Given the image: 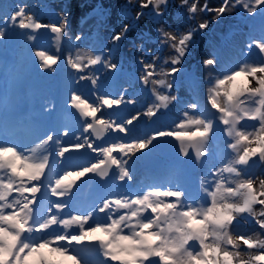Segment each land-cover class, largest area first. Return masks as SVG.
<instances>
[{
  "label": "snow or ice",
  "instance_id": "6c2138e0",
  "mask_svg": "<svg viewBox=\"0 0 264 264\" xmlns=\"http://www.w3.org/2000/svg\"><path fill=\"white\" fill-rule=\"evenodd\" d=\"M172 6V0H125L120 10L127 22L112 31L111 47L93 42L87 59L77 53L61 61L34 51L39 69L55 72L63 62L78 73L74 85H91L94 99L77 87L68 92L64 108L76 117V131L57 125L31 144L0 135V264H83L76 249L85 245L96 248L99 264H264V39L247 45L246 54L253 48L261 54L256 61L230 66L217 54L203 59L204 77L193 83L194 93L206 90L203 103L195 94L185 99L173 92L183 82V64L197 33L210 27L199 14L219 21L239 7L251 17L264 8V0L251 6L222 0L216 7L208 0H180L177 7L194 21L184 31L166 25ZM94 11L104 18L110 9L97 4ZM67 15L62 10L55 23H45L20 5L6 19L15 17L12 27L47 31L59 41L68 31ZM146 17L153 30L137 31ZM8 27L0 26V40ZM26 39L33 42L36 36ZM84 39L67 35V43L77 48ZM126 41L145 53L136 61L139 84L152 100L121 115L137 100L126 97L127 88L118 96L102 93V73L88 70L99 66L118 73L121 64L113 62V54ZM151 42L171 55L158 63L159 52L146 48ZM174 104L182 109L167 126L143 138L120 139L141 120L161 121ZM160 142L173 143L181 161L204 169L195 190L179 179L138 183L134 165ZM75 154H87V163H75ZM90 183L107 194L82 197ZM42 200L46 205L39 213Z\"/></svg>",
  "mask_w": 264,
  "mask_h": 264
},
{
  "label": "bare ground",
  "instance_id": "6f19581e",
  "mask_svg": "<svg viewBox=\"0 0 264 264\" xmlns=\"http://www.w3.org/2000/svg\"><path fill=\"white\" fill-rule=\"evenodd\" d=\"M43 2H45V0H43ZM221 2L222 0H208L210 7H216ZM243 2L251 6L254 0H243ZM71 3L72 1H68V6L64 8L61 7V3L60 4L58 3L57 5H50V6L48 5L49 10L53 12V13L50 12L51 14H48L50 16L43 15L42 13L44 11H34L32 15L35 19H38L42 22L55 23L56 15L59 12L61 13L62 10L66 13L67 11H70V14L73 13L72 12L73 9H70ZM123 3H125V0H85L80 10V19H79L80 29H78V33H77L85 37V39L80 42V46L78 48L69 45L67 43V37L66 38L64 37L65 38L64 42L66 41V46L61 47L62 41L61 40L57 41L55 35L47 31L20 30L12 26L9 29L5 28L3 30L5 38L10 39L9 40L10 53L8 56L13 55L12 56L13 62H17L19 61V59L15 58V55L13 54L12 50H17L19 46L22 45L25 51L27 50L26 48V43H27L28 51H30V56L33 57L32 61L34 66L32 65L33 68L30 71L31 73H33L34 76L33 79H19L17 82H15L14 79L11 78L3 79V81H0V135L4 136V134L2 133V128H3L2 125L4 126L7 123H12V121L19 122V126H20L19 132L14 137L16 139L15 141L17 143H23V144H31L39 137L45 135L50 129H55L54 127L55 123H57L60 127H67L73 131L78 130L80 125L76 117L73 115L72 110L70 109L66 110L64 108V101L67 98V94L69 91L73 89L71 87L70 82H73V78L77 76L78 73H76L74 70L69 69L63 62L58 63L55 72H46L43 69H39L38 67L39 61L37 58L34 57L33 53L35 50H44L48 54H52L54 56L56 55L60 56L62 61L66 55L70 54L73 57H75L77 53H79L81 56L87 59L88 56L91 55V50L89 48V45L93 42L97 46L103 44L105 47H111L108 41L110 39L112 31L117 29L121 23L127 22L125 19H122V15H121L120 6ZM179 3L180 0H172L173 6L170 9V14L166 17V25L168 27L179 28L181 31H184L187 27H189L190 23H194V21L193 22L187 21L186 9H181L177 7ZM200 3L201 4L204 3V0H200ZM97 4H101L105 8L110 9V12L106 17L102 18L99 11H94L95 6ZM134 11L135 9H133V13ZM92 13H99V15H96L98 16L97 21H95V23L92 26H89L88 25L90 21L89 19H91L90 14L92 15ZM212 15L213 14L210 13H201L198 16V19L208 18V20L210 21V27L208 30L200 31L197 33L195 38V43L192 45L190 49V54L185 57L183 68H184V78L186 79H183L182 84L185 83L188 84V82L194 83L195 81H197V79L199 80L204 77L205 70L202 67V61L203 59L210 58L208 55H205L206 53H209L210 55L217 54L223 63H226L230 66L235 65L243 60H248L250 62L256 61L259 59L261 55L259 51L255 48L252 49L251 54H246V53H247V45L250 42L260 41L264 39V31H263L264 24H262L261 21V17L264 16V8L260 9L257 12V15L251 18L243 11L242 8L239 7H237L235 11L230 10V14H227L224 17L220 18L219 21H212ZM148 21H146L145 18L142 19L137 31L153 30V26H151L152 23L150 25ZM104 22L108 24L105 25V29L103 26V24H105ZM16 23L17 22L14 21L12 25H15ZM224 24L225 25L229 24V28L227 29V31H226V27L225 28L223 27ZM66 28H67V24H66ZM9 30L11 35L9 34ZM217 31L221 33L220 35L222 37L220 39L216 37L215 32ZM26 35H35L36 36L35 41L27 42ZM132 35L135 36L136 33H132ZM230 36H232V39L226 42ZM41 40H44V42L42 43ZM50 42L53 44V47H55V50L53 52H49L45 49L46 48L45 43H50ZM139 42L140 41H137V43ZM212 42L215 44L214 46L216 47L218 46V48L214 47L215 53H210L208 50L207 44L210 45L212 44ZM128 44L129 43L127 41L124 42L123 46L116 53L113 54V59L115 57L122 56L123 54L122 51L123 50L125 51ZM153 44L155 47L150 50H152L153 52H159V55L161 57V61H159L160 63H162L163 59L171 55L169 50L158 49L157 45L154 42ZM3 50L4 48L2 50L0 49V53ZM201 55H203V58ZM131 59H132L131 56L126 57L127 62L128 60L131 61ZM138 65L139 64H137L135 68L128 70L129 72L122 71L121 75H119V73H116V76L119 77V79L123 75L125 76V74L131 75V80H130L131 86L124 87L122 89L120 88L122 85L121 80H119L118 78L109 79V75L112 72L108 70H101L100 67L98 66L99 69L97 72L102 73L101 90H100L102 93H108L110 95L118 96L120 95L123 89L127 88L126 97L135 98L137 100V104L134 106L125 105L127 109L124 108L125 107L124 106L122 112L119 113L121 115H128L133 112L140 111L144 109L146 106H148L149 102L152 100L151 95L146 93L145 90L140 87L139 76L137 77V75H135V71L136 69H138ZM94 67H95L94 70H96L97 66ZM164 67L167 68L169 66L165 65ZM94 73H96V71L91 74ZM136 73L138 72L136 71ZM138 74L140 75V73ZM177 75L179 77V74ZM10 81H12L13 84ZM23 85H25V88H27L26 91H22ZM126 85H128V83H126ZM73 87H77L81 92L84 93L85 96L86 95L90 96L92 93L91 85H87L86 82L85 85L73 84ZM205 91L206 90L203 87H200V89H197L195 92L200 94L202 103H203L202 98L205 94ZM173 92H175L178 96L183 97L180 87L178 88V90L174 88ZM144 93L145 96L141 99V96ZM91 99H93V97ZM17 105L18 107L14 109V107H16ZM50 105H53V108L46 110ZM181 109L182 107H180L176 111L170 112L167 115V117L164 118L166 122H164L163 124L161 123L154 124L145 120L141 125L139 126L136 125L129 136L126 137L122 136L120 137V139L134 140L136 138H139L140 135L138 134H140V132L142 131L144 133V136L145 135L147 136L156 129L167 126L168 124L171 123L172 120L178 118ZM60 110L63 111V114L61 115V119L63 121L62 123L60 122V119L59 121H57V115L59 114ZM21 118H24L25 120L24 119L21 120ZM134 132L135 134L133 135ZM111 139L115 140L117 139V137L113 136ZM11 140L13 141L14 139L11 138ZM75 156H76L75 163L77 164L82 165L87 163L88 161L87 154H83V155L75 154ZM134 167H136L137 170L140 169L143 171L145 170L156 171L161 169L166 170L167 168L170 169L177 168L178 172L187 175L189 179L188 183L190 181L188 187H190L193 190H195L198 184L200 173L204 170L203 168H196L195 165L191 162L184 163L183 161H181L177 156V151L176 148L174 147V144L171 142L158 143L157 146L154 149H152L147 156H144L140 160H138L134 165ZM204 167H207V165H205ZM89 192H91V194L94 196L107 194L106 191H98L96 187L90 183V185L86 186L85 189L82 190L80 195L84 197L87 196ZM45 205H46V201L42 200L41 205L38 209L39 213H42L44 211ZM76 251L83 252V256L80 255V257L83 258V264H99L100 256L94 246L92 245L79 246L77 247Z\"/></svg>",
  "mask_w": 264,
  "mask_h": 264
},
{
  "label": "rangeland",
  "instance_id": "374dc122",
  "mask_svg": "<svg viewBox=\"0 0 264 264\" xmlns=\"http://www.w3.org/2000/svg\"><path fill=\"white\" fill-rule=\"evenodd\" d=\"M68 1H72V3L70 4V9H73V13L70 14V11H67V14H68V20H67V34L65 36V38L67 37V35H76L78 33V29H80L79 27V19H80V10H81V6L82 4L84 3L85 0H45V2H43V0H0V26H3L5 23L9 25V28H11L12 24L14 21L17 22V19L15 17H13V19L11 21L7 20V15L9 13H14L15 12V9L17 6H20V5H24L26 6V11L29 15H32V13L34 11H44L42 14L45 15V16H50L48 14H51L53 12H51V10H49L48 8V5H57L58 3L60 4L61 3V7L64 8V7H67L68 6ZM175 4V2H174ZM75 8V9H74ZM51 12V13H50ZM58 12V11H57ZM60 13V12H59ZM94 14V15H93ZM74 15V16H73ZM96 15H99V13H92V15L90 14V18L89 19V23L88 25L89 26H92L95 21H97V18L98 16ZM73 16V17H72ZM96 16V17H94ZM253 17V16H251ZM250 17V18H251ZM94 19V20H93ZM146 21H148L151 25L153 26V22L150 20L151 18L150 17H146L145 18ZM205 19H208V18H205ZM106 22V21H105ZM104 22V23H105ZM105 25H108L107 23L103 24L104 26V29H105ZM223 27L225 28L226 27V31L227 29L229 28V24L227 25H223ZM223 28V29H224ZM263 30V29H262ZM264 31V30H263ZM261 32V31H260ZM216 33V37L217 38H221L222 36L220 35L221 33H219L218 31L215 32ZM9 34H10V30H9ZM11 35V34H10ZM65 38L61 39V47H64L66 46V41L64 42ZM232 39V36H230L228 38V41H230ZM5 40V41H4ZM10 39L9 38H4L2 40H0V49L2 50L4 48V50L0 53V81H3V79H14L15 82H17L19 79H33V73H31L30 70H32L34 64H33V57L30 56V51H28V47H27V43H26V48L27 50L24 51V48L23 46H19V48L17 50H12L13 51V54L15 55V58L19 59V61L17 62H13L12 60V56H8L9 55V41ZM2 41V42H1ZM42 43L44 42V40H41ZM6 42V43H5ZM28 42V41H27ZM5 44V45H4ZM9 46H8V45ZM50 45V46H49ZM215 44L212 42V44H207L208 46V50L210 53H215V48H218V46H214ZM38 46V45H36ZM130 44H128V46L126 47L125 51L123 50L122 51V56L120 57H115L113 59V62H119L121 64V70L118 72L119 75H121L122 71H125V72H129L128 70L130 69H133L135 68V66L138 64L136 61H137V58L140 57V56H145V53L143 52H137L136 51V48L131 46ZM210 46V47H209ZM3 47V48H2ZM45 49L49 52H53L55 50V47H53V44L50 42V43H45ZM154 44L153 42L151 43H148V45L146 46V48L148 49H152L154 48ZM203 47V46H202ZM214 49H213V48ZM53 48V49H52ZM7 49V50H6ZM7 51V52H6ZM127 51V52H126ZM125 52H126V55H125ZM8 53V54H7ZM5 56H4V55ZM205 55H208L209 57H211L212 55H210L209 53H206ZM131 56V61L128 60V62L126 61V57H129ZM202 58H203V55H201ZM6 57V58H5ZM122 57V58H121ZM11 58V59H10ZM147 59L151 60V56H147L146 57ZM23 59V60H22ZM30 59V60H29ZM10 62H9V61ZM21 60V61H20ZM21 62V63H20ZM160 63V62H158ZM17 64V65H16ZM21 64V65H20ZM123 64V65H122ZM33 65V66H32ZM14 68V69H13ZM20 68V69H19ZM126 68V69H125ZM140 65H138V69H136V71L138 73H140ZM14 71H13V70ZM95 67L93 66V68L89 69V73H93L96 71H98L99 67L97 66L96 67V70H94ZM3 70V71H2ZM135 71V75H137V77L139 76L138 73H136ZM128 75V76H127ZM112 76V77H111ZM124 76V75H123ZM121 77L119 79V77L116 76V73H111L109 75V79H119L122 81V85H121V89L124 88V87H130L131 86V75L130 74H125L124 77ZM199 77V76H197ZM2 79V80H1ZM183 79H186V78H183ZM118 80V81H119ZM124 80V81H123ZM129 80V81H128ZM198 80V79H197ZM5 81V80H4ZM117 81V82H118ZM12 84L13 82L10 81ZM14 82V83H15ZM126 83H128V85H126ZM71 84V87L73 88V82H70ZM133 85V84H132ZM189 85V86H187ZM181 91H182V95L185 99H188V98H191L194 94L197 96V98L201 99L200 97V94L199 93H193V83L192 82H188L185 83V84H182L179 86ZM24 88V89H23ZM200 89V88H199ZM27 88H25V85H23L22 87V91H26ZM120 90V89H119ZM192 91V92H191ZM87 96V95H86ZM92 93H91V95ZM90 96H87L90 101L92 100ZM145 96V93L141 96V99ZM94 99V97H93ZM141 101V100H140ZM126 106H131V105H126ZM126 106L124 108H126ZM18 107V105L16 107H14V109H16ZM180 107H182V104H174L171 106L170 110H164L166 111V115L162 118V122L158 121L156 123H161L163 124L164 122H166L164 120V118L167 117V115L170 113V112H173V111H176L178 110ZM127 109V108H126ZM129 109V108H128ZM9 113H12V112H9ZM60 114V115H59ZM59 114L57 115V121H59L60 119V122L62 123V119H61V115L63 114V111L60 110ZM24 118H21V120H23ZM25 120V119H24ZM56 121V120H55ZM145 120H141V122L139 124H137V126L141 125ZM155 124V123H154ZM7 125V126H6ZM6 125H2V133L4 134V137L8 138L11 140V138H13L15 141L16 139L14 138L17 133L19 132V122L17 121H12V123H7ZM57 123L54 124V127L56 128L57 127ZM7 127V128H6ZM135 134V132L133 133V135ZM140 135L139 138H143L145 137L144 136V133L143 131L140 132ZM137 136V135H136ZM138 139V138H136ZM16 142V141H15ZM170 167V166H168ZM135 169V172H136V177H137V181L139 184H143L144 182L148 181L149 179L151 178H154V177H158V178H161V179H172V180H176V179H179L183 184H185L186 186L189 185L188 183V177L186 174L184 173H180L178 172V169L177 168H167L166 170H140L136 167H134ZM177 169V170H176ZM172 170V171H171ZM149 171V173H148ZM167 171V172H166ZM157 172V173H156ZM178 172V173H177ZM186 175V176H185ZM252 229L249 227V226H241V231H251ZM79 256H83V252L79 251Z\"/></svg>",
  "mask_w": 264,
  "mask_h": 264
}]
</instances>
